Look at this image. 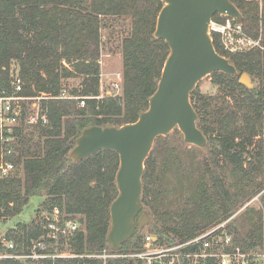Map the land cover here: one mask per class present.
<instances>
[{
	"label": "trees",
	"instance_id": "obj_1",
	"mask_svg": "<svg viewBox=\"0 0 264 264\" xmlns=\"http://www.w3.org/2000/svg\"><path fill=\"white\" fill-rule=\"evenodd\" d=\"M230 2L242 14L238 22L246 34L260 38L262 48L228 54L216 35L211 36L213 45L240 74H248L254 86L249 89L237 78L217 72L209 77L223 96L232 99V105L197 90L191 93L197 127L207 139V147L202 149L206 157L200 162L194 160L193 152L199 150L196 147L183 152L174 147L171 136L155 141L144 164L141 202L151 219L149 231L168 243L231 218L263 186L256 181L262 155L250 154L247 148L264 133V2L261 10L256 3ZM162 5L159 0H90L89 4L83 0H0V91L9 87L10 70L15 65L24 83L21 95L37 97L44 93L50 97L40 102L49 123L19 132L13 161L21 167V176L0 179V222L19 216L31 198L41 196L46 211L57 207L69 217L81 216L85 232L70 241L74 253L94 255L105 249L114 252L107 234L110 205L118 195V155L101 151L75 163L69 153L85 128L131 124L147 110L169 52L163 40L153 37ZM107 17L129 19L131 30L121 43L122 96L97 99L101 30L107 26ZM212 20L225 18L214 15ZM75 77H81L82 82L70 95L90 97L83 107L78 106L79 100L57 98L65 91L63 81ZM175 159L178 169L198 172L188 185H180L181 189L163 179ZM224 164L232 166L234 175L228 184L221 173ZM261 201L264 203V194ZM227 230L235 246L242 250L255 248L261 240V214L247 209L242 221L230 220ZM45 233L41 217L17 222L0 237V252L5 250L2 239L14 242L17 253H25ZM144 235L136 231L118 253L139 251ZM0 264L30 263L4 260ZM44 264L104 262L71 259ZM106 264L142 263L116 258Z\"/></svg>",
	"mask_w": 264,
	"mask_h": 264
},
{
	"label": "water",
	"instance_id": "obj_2",
	"mask_svg": "<svg viewBox=\"0 0 264 264\" xmlns=\"http://www.w3.org/2000/svg\"><path fill=\"white\" fill-rule=\"evenodd\" d=\"M159 1L163 5L153 37L163 40L169 52L147 110L131 124L85 128L69 153L75 163L101 151L118 155L115 177L118 195L110 205L107 234V242L115 253L136 231L142 232L151 223L141 195L144 164L155 141L178 129L185 144L199 149L207 147V139L197 127L198 116L190 98L197 84L218 72L252 88L250 77L240 74L227 58L216 52L209 34L214 15L242 20V14L230 0Z\"/></svg>",
	"mask_w": 264,
	"mask_h": 264
},
{
	"label": "built area",
	"instance_id": "obj_3",
	"mask_svg": "<svg viewBox=\"0 0 264 264\" xmlns=\"http://www.w3.org/2000/svg\"><path fill=\"white\" fill-rule=\"evenodd\" d=\"M209 34L218 37L222 50L228 54H242L262 48L260 40L251 38L244 31L242 24L233 19L211 20ZM122 76V73H116V79L111 81L109 90L104 91L100 74V95L96 98L119 97L122 91ZM23 86L17 68L12 67L9 87L0 91V179L22 173L21 167L13 161L17 156L15 147L20 141L19 132L25 127L49 123L40 102L50 97L44 93L37 97L23 96ZM57 98L79 100L78 106L83 107L85 100L90 97L79 98L62 91ZM29 108L31 110H28ZM252 203L261 211V240L257 247L249 250H242L234 245L233 235L227 230V225L232 219L230 218L170 243L162 241L153 233H147L144 235L141 249L137 252L79 255L72 251L70 245V241L83 232L79 219L76 216L69 217L54 207L42 216L45 236L33 241L25 253H17L14 242L2 239L5 250L0 252V261L27 260L30 264H44L56 260L98 258L105 261L108 258H129L142 264H264V203L260 200V195L253 198L247 206Z\"/></svg>",
	"mask_w": 264,
	"mask_h": 264
},
{
	"label": "rangeland",
	"instance_id": "obj_4",
	"mask_svg": "<svg viewBox=\"0 0 264 264\" xmlns=\"http://www.w3.org/2000/svg\"><path fill=\"white\" fill-rule=\"evenodd\" d=\"M245 2L256 3L258 4L259 10H261L263 7L264 0H247ZM106 20H108L107 26L102 28L101 30L102 45L100 50V64H99L100 74H102V84L104 86V91L109 90V85L111 81L116 79L115 77L116 73H123L121 43L123 38L126 37L131 30V22L129 19L119 18V17H107ZM258 40H260V38ZM13 67H15V65ZM250 80L253 88L254 84L251 77ZM81 82H82L81 77H75L63 81V87L65 92L68 95H70V91L75 90ZM196 90L198 93H200L203 96L206 97L208 96L210 98L218 99V100L222 99L223 101H225L226 104L227 103L231 105L233 104L232 99L223 96V94L219 90V87H217L211 81V78L209 76L204 78L197 84L195 91ZM120 96H122V91L119 97ZM35 102L37 104L39 103V101H35ZM28 110H31V108H29ZM168 136H171L172 139L174 140L173 141L174 147L176 148L178 147L179 149H181V151L183 152L188 151L191 148L190 145L184 143L183 136L178 129H175ZM201 150L202 149H199L193 152L194 160H196L197 162H200L204 157H206V152ZM247 150L250 154H253L254 152H259L262 155V157L260 158L261 164L259 167V172L257 173L256 176V181L262 182L263 184L261 191L256 195V196L260 195V200H261V196L264 194V133L256 137L253 141V144L250 147H248ZM245 158H247L246 154L244 155V159ZM175 160L176 161L172 165L170 164L171 169L165 172L163 179L166 183H169L170 186H173L176 189H181L180 185L183 186L188 185L193 180L195 174H197L198 176V172L197 171L187 172V170L183 171L182 169H178L176 167L178 160L177 159ZM243 163L244 166H247L245 161ZM231 169L232 166L230 164H224L222 167V172H221L222 177L224 178L227 184L234 179V175L231 173ZM21 174H19V176H21ZM256 196L252 197L247 202H245L240 208H238V210L231 218H236L237 220L242 221L245 211L250 208H253V210L258 211L260 215L261 211L256 207L255 203H252L250 206H247V204ZM42 202H43V197L41 196L33 197L30 199L28 205L23 209V211L19 216L15 217L14 219L8 220L6 222H0V237H3L9 229L14 228L17 222L28 223L32 219L38 220L39 217L42 218L43 215H46L48 211H46L43 208ZM76 217L79 220H82L81 216H76ZM81 225H82L81 226L82 231L85 232L84 222H82ZM148 227L142 230L144 234L151 233ZM103 252H106V254L111 253L110 251L105 249L101 253L94 255H100ZM113 259L116 258H108L105 261L104 260L103 261L106 264L108 260H113Z\"/></svg>",
	"mask_w": 264,
	"mask_h": 264
}]
</instances>
